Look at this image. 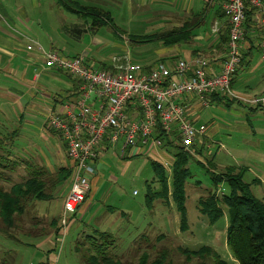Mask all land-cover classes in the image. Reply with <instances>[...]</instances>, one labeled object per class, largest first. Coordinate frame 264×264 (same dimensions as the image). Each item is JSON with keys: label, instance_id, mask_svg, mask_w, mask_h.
Wrapping results in <instances>:
<instances>
[{"label": "rangeland", "instance_id": "rangeland-1", "mask_svg": "<svg viewBox=\"0 0 264 264\" xmlns=\"http://www.w3.org/2000/svg\"><path fill=\"white\" fill-rule=\"evenodd\" d=\"M77 1L109 11L116 27L125 30L127 35L119 38L114 35L112 27L102 26L94 33L83 30L80 39H77L69 34L68 27L74 22L83 24L82 19L60 7L57 0H0V24L21 42V47L15 46V61L26 62L27 40L19 32L45 45L54 41L63 42L66 46L63 53L66 56L79 52L84 44L87 47L92 45L89 49H94L95 45L91 43L94 42L92 37L96 36L106 43L101 48L99 58L108 64L113 63V58L121 63L124 59L141 62L140 57H145L143 54L146 49L155 51L158 46L135 45V42L128 40L129 33H158L162 29L163 19H184L191 14L192 7L194 11H199L206 6L203 0H165L166 4L158 3L157 0L151 3L150 0H144V5L142 0ZM20 5L24 8L21 12L18 9ZM210 21V15L207 14L204 22L194 30L203 34L210 27ZM251 57L249 63L255 64L257 68L252 73L248 72V67L240 70L233 90L248 97L261 98L264 97V60L260 59L256 48L252 49ZM58 77L68 78L63 72ZM39 82L46 88L54 86L52 77L47 79L41 75ZM45 89H33V94L30 90L24 92L22 104L25 108L20 120L19 115H16L7 125L0 127L4 132L15 131L12 142L6 141L3 146L9 148L8 155L19 164L11 173L9 182L0 181L5 189L28 176L25 162L42 166L47 174L55 173L63 164L65 153L61 140L55 133L46 130L44 123ZM4 109L10 111L9 108ZM199 115L200 123L206 126L207 139L203 138L202 154L195 152L196 143L191 148L193 156L188 164L191 177L185 184L188 230L183 232L179 229V214L171 197L163 200L154 194L150 204L146 203L148 185L152 192L161 189L158 176L147 156L141 154L131 157L130 154L126 158L128 154L124 152L122 157L118 145L98 159L95 174L97 180L92 185L85 206L68 217L60 250L58 246H53V242L59 245L60 236L51 235L54 233L51 220L53 216H60L62 199L70 187V180L59 184L55 192H52L54 194L51 199L28 203L26 211L18 218L17 227L8 231L14 237L0 231V264H86L76 250L77 240L85 234L101 230L113 234L116 240L109 252L124 263L135 264L142 252H147L151 261L157 249L163 247L169 250L166 264H214L210 258L204 261L195 258L187 260L180 251V248L193 250L202 245H208L222 258L234 261L225 241L228 222L226 206H223V214L213 224L198 211L199 197L212 189L213 184L207 173L209 166L202 167L196 160L205 164L212 160V170L215 172H223L227 166H243V181L251 183L252 192L264 203V102L250 105L235 100L227 105L213 101ZM158 150L157 145L148 156H158ZM0 154H6V150L0 148ZM8 172L5 170L6 174ZM219 186L218 196L228 192L226 183L222 182ZM134 191L137 193L134 194ZM48 253L53 255L51 261L46 259Z\"/></svg>", "mask_w": 264, "mask_h": 264}, {"label": "built area", "instance_id": "built-area-1", "mask_svg": "<svg viewBox=\"0 0 264 264\" xmlns=\"http://www.w3.org/2000/svg\"><path fill=\"white\" fill-rule=\"evenodd\" d=\"M203 1L207 7L219 1L225 13L222 23L212 24L213 34H219L224 22L228 25L226 55L216 72L211 70L210 61L203 55L180 58L170 65L159 61L149 69L128 59L121 63L113 58L112 69L106 70L88 64L83 55L69 57L57 49L42 48L45 66L63 70L79 83V96L75 101L49 112L45 123L62 139L71 160V184L62 199L59 216V250L68 217L87 198L91 176L103 151L119 143L124 149L138 145L136 153L146 145L156 147L160 144L154 139L158 124L169 138L175 134L176 143L180 142L191 151L192 145L204 136L206 126L196 125L189 118L180 102L185 96L193 95L205 107L210 105L212 93L250 105L264 102V97L236 93L231 82L240 62L245 35V2L255 8L256 26L264 30V0ZM259 45L260 57L264 60V38ZM32 47L27 45V49Z\"/></svg>", "mask_w": 264, "mask_h": 264}, {"label": "trees", "instance_id": "trees-1", "mask_svg": "<svg viewBox=\"0 0 264 264\" xmlns=\"http://www.w3.org/2000/svg\"><path fill=\"white\" fill-rule=\"evenodd\" d=\"M57 3L66 11H70L84 21H89L90 25L95 27L109 25L116 29L111 13L107 10L93 5H85L77 0H57ZM245 7V38L243 40L245 42L242 43L244 46L240 50V62L232 77V84L238 72L249 65L250 60L248 59L251 57L252 49L256 48L260 53L259 43L264 37V30L259 29L255 24L257 22L255 8L247 1ZM218 9L220 13L217 18H223L224 11ZM206 11L207 7L200 11H192L190 15L184 18L180 27L161 34L146 35L143 36V39L147 41L160 39L165 45L187 42L191 40L193 30L200 26L205 19ZM218 39L220 45L224 46L225 51H227L228 25L225 22L220 29ZM101 68L110 70L112 66L102 65ZM74 96L67 100L74 99L76 97ZM209 99L211 103L220 101L227 105L233 101L225 99L217 93L210 94ZM253 109H257V107ZM15 134V131L8 133L0 130V148L6 150V154H0V181L9 182L11 173L19 165L16 160L11 159L8 155L9 148L3 146L6 141L11 143ZM167 135L158 124L154 131V139L161 141L164 146L173 145L174 148L170 165V181L168 183L164 164L157 158L150 159V164L158 176L161 189L158 192H152L151 186L148 185L145 200L146 203L150 204L154 194L159 195L163 200H168L171 197L179 214V229L184 232L188 230L185 184L187 179L191 177L188 164L193 155L180 142L174 144ZM198 152H202V149ZM134 155H139V153L132 154V156ZM196 163L202 167L209 166L207 173L213 184L212 189L204 196L199 197L197 201L198 211L206 216L210 224H213L223 214V206H226L228 222L225 230V241L234 261L230 262L222 258L216 250L208 245H202L193 250L180 248V251L187 260L195 258L204 261L210 258L214 264H264V203L252 192L251 183L243 181L245 168L243 166L239 168L227 166L223 172H215L212 170V160L207 161L206 164L196 160ZM25 167L28 176L24 180L12 183L8 189L0 185V231L9 234L10 237L14 236L8 231L17 227L18 218L24 214L28 203L51 199L54 194L52 192H55L59 184L68 180L71 173L69 168L60 167L55 173L47 174L42 166L30 162H25ZM5 170H9L8 174L5 173ZM222 182L227 184L228 192L218 196L217 192ZM51 225L54 228V235L57 236L60 229L58 217L52 219ZM115 240L111 232L96 231L93 234L83 235L82 239L79 238L76 250L80 252L82 261L86 264H134L133 262L124 263L110 254V247L115 244ZM168 257L169 250L160 247L157 249L153 260H149L147 252H142L135 264H166Z\"/></svg>", "mask_w": 264, "mask_h": 264}, {"label": "crops", "instance_id": "crops-1", "mask_svg": "<svg viewBox=\"0 0 264 264\" xmlns=\"http://www.w3.org/2000/svg\"><path fill=\"white\" fill-rule=\"evenodd\" d=\"M143 2H144V0H142V5H144ZM151 2H153V0H150V3ZM157 2L162 3V4L167 3V1H165V0H157ZM204 7H206V6L204 5L202 7V9ZM218 8L221 9V4L219 1L214 2V4L212 6L208 7V9L206 11L207 12L206 16H207V14L210 15V19H211L210 27H208V29L205 30L203 32V34H199V32H197L196 30H193V32H192L193 36H192L191 40H189L187 42H180V43L165 45L162 43V40H160V39H155L152 41H147V40L143 39L144 38L143 36L151 35V34H141L138 32L137 33H129V39L128 40L135 42L136 43L135 45L155 44L158 46V48H156L155 51H152L150 49H146L145 53L143 54L145 57L144 58L140 57L141 62L133 61L132 63L138 64L143 69H149L153 64H155L156 62H159V61L170 65L172 62H174L175 60L180 59V58L190 59L194 55H203L210 61L211 70H213V72L218 71L220 68V65L222 64V62L225 58L224 56L226 54L225 47L224 46L222 47L219 43L218 35L213 34L211 31L212 24L215 21L222 23V21L224 20V18H217L218 14L220 13ZM18 9L20 12L24 10L22 5L18 6ZM192 11L194 12L193 7H192ZM76 17H78V16H76ZM183 20L184 19H178V18H175L174 20H171V21H169L167 19H163L161 31L158 33H153V34H161V33L170 31L174 28H178L181 26ZM204 20L202 21V23L204 22ZM82 22H83V24L82 23L79 24L76 22L70 24V26L68 28L70 30L69 34L71 36H74L75 38L80 39V36H81L83 30L85 32L94 33L96 31L100 30V28L102 27V26L95 27L93 25H90V22L84 21V19H82ZM167 25H169V27ZM103 26H109V25H103ZM115 26H116V24H115ZM113 29H114V31H113L114 35L119 37V38H123V36L125 37L127 35V32L125 30H121L118 27H116V29L115 28H113ZM18 34L21 37L26 38V40H27V43L25 44L26 62L15 61V59L17 58V56L15 55L17 52V49L15 48V46L21 47V45H20L21 42L18 41V39H19L18 37L14 36L12 32L6 31V29L3 28L2 25L0 24V75L4 76V78L0 77V127H2V125H7L8 122L10 121V119L13 120L16 115H19L18 120H20L21 116L24 114L23 109L25 108V107H23V104H22V98L25 96L24 92H27L29 90L32 92L33 89H38V88H44L45 89L46 88L39 82V77L41 75L46 76L47 79H48V77H50V78L52 77L53 85H54L51 88L47 87L48 89L47 88L45 89L47 92L46 102H45L46 108H43L45 110V118L49 112L58 111L61 108V106L64 105L66 102H69V101L74 102L75 99L79 96V87H78L79 83L70 74H68L67 72H65L63 70H58L55 68L47 67L44 65V62H43V57H42V53H41L42 48L43 49H57V50H59L60 53H62L64 55L63 50H66V46L64 45V43L63 42L58 43V42L54 41V43L50 42L49 45L48 44L45 45V44H42L40 41H38L34 38L26 37V36L22 35V33L18 32ZM92 40L94 42H92L91 44L95 45L94 49L90 50L89 48L92 45H90V47H87L84 44V46L79 50V52L74 53L71 56L70 55H68V56L72 57V56H76V55H83L85 58V61L88 64L93 65L94 67L101 68L102 65L111 66V64H112L111 62L108 64L107 62L103 61V59L99 58V53L101 51V48L103 46H105L106 43L105 42L103 43L102 39L97 38L96 36H93ZM15 43H17V44L15 45ZM95 43H97V44H95ZM29 44H31L33 46L31 49H27V45H29ZM138 47L140 48V46H138ZM11 57H14V58H12V60L9 62L8 59ZM251 59H252V57H250L248 60H250V62H251ZM260 59H261V57H260ZM247 67H248V72H251V73L254 72L255 69L257 68L255 66V64H250V63ZM60 72L65 73L68 76V78L67 79L66 78H62V79L59 78L58 74ZM235 79H234V81H235ZM233 87H234V82L232 84V88ZM238 92H240V91H238ZM32 94H33V92H32ZM239 94H241V93H239ZM73 96L75 97L74 99L67 100L68 98L73 97ZM243 96H246V95L243 94ZM180 102L184 106V108L186 109L188 116L192 120V122H194L196 125L204 124V123H200V121H199L200 120L199 113L202 109L206 108L205 106H201V104H197L198 101L193 95L183 97L180 100ZM210 104H211V102H210ZM4 108H7V109L9 108L10 111L5 110ZM17 110H20V112L18 113ZM44 123H46V120ZM46 128H45L46 130H48L52 133H55L51 129H48V127H46ZM55 134L58 136L57 133H55ZM205 134H206V130H205ZM205 134L202 138H199L197 140V142H195L197 145V148H195V152L198 154H202V152L199 153L198 150H201L204 147V143H203L204 139L203 138H205V140L207 139V136ZM174 135L175 134H172L169 139L174 144H176V138H175L176 136L174 137ZM59 139L61 140L62 150L65 153V155H63V160H62L63 164L61 165V167H66V168H69L71 170V160L66 155L64 142L62 141V139L60 137H59ZM157 141H159V140H157ZM118 145H120V143ZM198 145L200 146L199 148H198ZM137 146L132 147V148L128 147V148L124 149L120 145V147H121L120 151H122V153L120 155H122V157H123L125 155L124 152H127L128 155H126V158H129L130 154L132 156V154L136 153ZM207 146H208V144H206V147ZM158 147H159L158 154H157L158 156H155V157L148 156L149 153L155 149V147L149 148L147 145L144 146V148L139 152V155L143 154V155L147 156L148 160L153 159V158H157L163 164L165 163L164 164L165 171H166V174L168 175V180L170 181V179H169L170 165L172 162V157H173L172 155L174 152L173 145L164 146L160 141V144L158 145ZM109 149H107V150H109ZM208 149H210L209 146H208ZM107 150L103 151L100 154V156L103 153L107 152ZM205 150L207 151V149H205ZM100 156H99V158H100ZM95 174H96V171L91 176L90 191L92 190V185L95 183L94 181L97 180V177ZM68 180H70V176L68 177ZM158 181H159V179H158ZM86 200H87V198H86ZM86 200L80 206L79 209H81L82 207L85 206ZM107 208L112 209L111 207H107ZM53 218H57V217L53 216ZM51 222H52V220H51ZM57 226H58V224H57ZM53 234L54 233H51V235H53ZM39 238H41V237H39ZM53 246L56 247L57 242H53ZM51 248H53V247L51 246ZM50 254L51 253H48V255L46 257V259L49 261H51V258H53V255L52 254L50 255Z\"/></svg>", "mask_w": 264, "mask_h": 264}, {"label": "bare ground", "instance_id": "bare-ground-1", "mask_svg": "<svg viewBox=\"0 0 264 264\" xmlns=\"http://www.w3.org/2000/svg\"><path fill=\"white\" fill-rule=\"evenodd\" d=\"M255 24H256V23H255ZM244 25H245V23H244ZM244 38H245V37H244ZM243 42H245V41H243ZM243 46H244V45H242V47H243ZM260 48H261V47H260ZM240 52H241V51H240ZM224 57H225V56H224ZM79 208H80V207H79ZM79 208H78V209H79ZM78 209H77V210H78ZM59 227H60V226H59Z\"/></svg>", "mask_w": 264, "mask_h": 264}]
</instances>
